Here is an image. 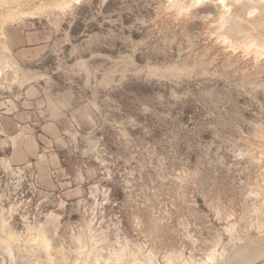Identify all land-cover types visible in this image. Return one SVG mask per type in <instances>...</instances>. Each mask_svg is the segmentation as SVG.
I'll use <instances>...</instances> for the list:
<instances>
[{
    "label": "rangeland",
    "instance_id": "obj_1",
    "mask_svg": "<svg viewBox=\"0 0 264 264\" xmlns=\"http://www.w3.org/2000/svg\"><path fill=\"white\" fill-rule=\"evenodd\" d=\"M177 1L0 0V264H264L259 8Z\"/></svg>",
    "mask_w": 264,
    "mask_h": 264
},
{
    "label": "bare ground",
    "instance_id": "obj_2",
    "mask_svg": "<svg viewBox=\"0 0 264 264\" xmlns=\"http://www.w3.org/2000/svg\"><path fill=\"white\" fill-rule=\"evenodd\" d=\"M176 1H177V0H176ZM179 1H181V0H179ZM190 1H192V0H190ZM220 1H224V2H226V0H219V2H220ZM229 1L231 2V0H229ZM241 1H242V0H241ZM243 1H244V3L242 2L243 5H242V7H241V10H240V9H238V10H240V11L236 10V12H237V11L239 12V15L237 14L238 12L236 13L235 10H234V12H235L236 15H237L236 18H240V21H241V20H244L243 18H245V15L243 14V12H245V10L243 11V8H244V7L246 8L245 4H246V3H249V2L251 3V1H249V0H248L249 2H246L247 0H243ZM252 1H253V0H252ZM177 2H178V1H177ZM197 2H199V1H197ZM224 2H220V3H223V4H224ZM230 2H229V4H231ZM234 2H235V1H234ZM234 2H232V4H236V3H234ZM245 2H246V3H245ZM254 2H255V3H254ZM254 2H253V3L255 4V6H253V8L256 7L255 12L257 11V7H258L259 9H258L257 14L255 13L254 17L251 16L252 18L250 17V19H249L250 24L253 25V27H252V25H251L250 28H251V29L254 28L253 31H254L256 34H257V32L259 31L258 28H260V29L263 30V31H262L263 33H262V32L260 33V31H259L258 34H259V35H260V34L264 35V0H254ZM175 3H176V2H175ZM193 3H194V2H193ZM253 3H252V4H253ZM178 4H179V3H178ZM189 4H190V2H189ZM223 4H222V5H223ZM254 4H253V5H254ZM181 5H182V4H181ZM240 5H241V4H240ZM179 6H180V4H179ZM190 6H191V4H190ZM192 6H193V5H192ZM223 6H224V5H223ZM223 6H222V7H223ZM237 6H238V3H237ZM187 7H189V6H187ZM251 7H252V6H251ZM223 8H224V7H223ZM225 9H226V8H225ZM228 9H229V7H227V9H226L227 12L232 11V10H228ZM234 9H237V8L234 7ZM251 9H252V8H251ZM251 9H250V10H251ZM254 9H255V8H254ZM183 10H184V9H183ZM226 10H225V11H226ZM186 11H187V10H186ZM234 12L232 11L231 13H230V12H229V13L232 14V13H234ZM246 12H247V11H246ZM235 13H234V16H233L234 18H235ZM247 13H248V12H247ZM247 13H246V16H247L246 19L248 20V18H249V13H248V14H247ZM250 14H251V13H250ZM252 14H254V13H252ZM222 15L225 17L224 14H222ZM232 15H233V14H232ZM232 15H231V16H232ZM226 16H227V15H226ZM221 17H222V16H221ZM227 17H230V16H227ZM233 17H231V18H233ZM222 18H223V17H222ZM222 18H221V20H223ZM224 19H226V18H224ZM227 20H228V19H227ZM231 21H232V19H231L230 21H228V22H231ZM237 21H238V20H237ZM237 21H236V22H237ZM226 22H227V21H226ZM233 22H234V21H233ZM241 22H242V21H241ZM245 22H246V21H245ZM224 23H225V22H224ZM220 24H221V23H220ZM250 24H248V25H250ZM248 25H247V29H248ZM245 27H246V26H245ZM242 28H243V27H242ZM240 30H241V29H240ZM242 30H244V29H242ZM242 30H241V31H242ZM241 31H240V33H241ZM243 32H245V30H244ZM250 32H251V31H250ZM236 33H237V31H236ZM250 34H251V33H250ZM258 34H257V35H258ZM259 35H258V36H259ZM262 35H261V37H260L261 39H262ZM241 38H242V37H241ZM258 39H259V38H258ZM261 39H259L260 42H261ZM263 39H264V37H263ZM222 40H223V39H222ZM223 41H224V40H223ZM260 42H259V43H260ZM257 43H258V42H257ZM259 45H260V44H259ZM230 46H231V45H230ZM232 49H233V47H232ZM246 51H247V50H246ZM257 52H258V51H257ZM261 52H262V51H261ZM263 54H264V53H263ZM255 56H256V55H255ZM255 56H254V57H255ZM262 56H263V55H262ZM255 58H256V57H255ZM257 59H258V58H257ZM257 61H258V60H257ZM251 231H252V230H251ZM251 231H250V232H251ZM262 231H263V230H262ZM252 234H253V233H252ZM252 234H251V235H252ZM254 235H255V233H254ZM259 236H260V234H259ZM259 236H258V237H259ZM262 237H263V236H262ZM256 238H257V237H256ZM256 238H254V239H256ZM262 239H263V238H262ZM262 239H261V242L264 240V239H263V240H262ZM248 240H249V239H248ZM250 240H252V239H250ZM256 241H257V240H256ZM246 242H247V241H246ZM244 243H245V242H244ZM255 243H257V244L255 245L254 242L252 243V244L254 245V246L252 245L253 248L250 246L251 249H250V250L248 249V251L242 252L243 255H240V256H239V254H240V252L242 251V249H241V251H240V247H239V246H237V247H235V248H232L231 251L228 250L227 255L230 254L229 257L231 256V260L227 257L229 260H228V261L226 260V264H233L235 261L238 262V264H244L242 260H244V262L249 263V261H246V259H247V260H250V259H251V261H252L253 258H251V257H254L255 255L257 256L258 253H259V257H260V252H262V251H260L261 247H259V246H260L261 244H260L259 242H255ZM237 244H238V243H237ZM247 244H248V243H247ZM233 245H234V244H233ZM242 245H243V244H242ZM248 245H249V244H248ZM244 246H245V245H244ZM224 247H225V246H224ZM227 247H228V246H227ZM245 247H246V246H245ZM250 247H249V248H250ZM258 247H259V249H258ZM214 249H215V248H214ZM223 249H224V248H223ZM229 249H230V248H229ZM207 250H208V249H207ZM201 251H202V250H201ZM212 251H214V250H212ZM222 251H223V250H222ZM197 253H198V252H197ZM209 253H210V252H209ZM242 253H241V254H242ZM204 254H205V253H204ZM221 254H222V253H221ZM223 254H224V253H223ZM199 255H200V254H199ZM261 255H262V253H261ZM256 256H255V257H256ZM179 258H180V257H179ZM232 258H233V259H232ZM256 258H257V257H256ZM134 259H135V257H134ZM195 259H196V258H195ZM217 259H218V258H217ZM254 259H255V258H254ZM176 260H177V259H176ZM232 260H235V261H232ZM211 261H212V260H211ZM231 261H232V262H231ZM227 262H229V263H227ZM230 262H231V263H230ZM236 262H235V263H236ZM239 262H241V263H239ZM169 263H170V262H169ZM224 264H225V263H224ZM236 264H237V263H236Z\"/></svg>",
    "mask_w": 264,
    "mask_h": 264
},
{
    "label": "crops",
    "instance_id": "obj_3",
    "mask_svg": "<svg viewBox=\"0 0 264 264\" xmlns=\"http://www.w3.org/2000/svg\"><path fill=\"white\" fill-rule=\"evenodd\" d=\"M64 98H61V101ZM5 125L8 129H12L13 127L8 121H5ZM16 129V128H15ZM43 135H41V138L47 140L46 137H51L50 135H54V129L52 127V124H45L42 126ZM46 136V137H45ZM15 139V140H14ZM13 143L11 144V158L13 160H21V159H28L30 157H33V146H32V140L27 139L25 140L23 146H21V143L17 141V137L13 138ZM6 142V141H5ZM2 139H0V150L6 151L8 149V142L5 143Z\"/></svg>",
    "mask_w": 264,
    "mask_h": 264
}]
</instances>
